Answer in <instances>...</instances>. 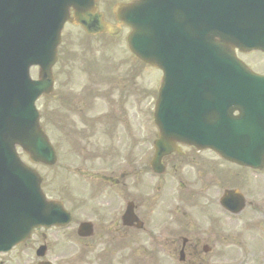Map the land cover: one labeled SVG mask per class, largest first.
Masks as SVG:
<instances>
[{
    "label": "water",
    "instance_id": "1",
    "mask_svg": "<svg viewBox=\"0 0 264 264\" xmlns=\"http://www.w3.org/2000/svg\"><path fill=\"white\" fill-rule=\"evenodd\" d=\"M198 1L190 0L188 11L187 0H175L176 6L172 9L169 0H142L124 13L123 20L135 28L130 37L133 51L165 71L157 109V123L163 137L217 150L219 147L223 150L240 148L239 140H234L238 134H232L230 128L237 125L240 132H245L257 119L264 107V94L260 93L264 92V78L253 76L241 66L233 50H264V0H200V9ZM93 2L0 0V250L7 246V224L12 207L18 222L10 226L9 231L22 224L58 222L51 213L55 209H47L44 204L38 180L21 166L14 150L16 144L30 149L27 135H32L36 141L31 149L34 155H38L43 146L34 105L52 83L50 69L56 61L60 33L69 20V10L76 11L75 21L89 32L114 31L101 23L102 18ZM169 37H175L180 45L179 59L169 57L179 56L177 51H171L174 46L169 48ZM34 65L41 67L39 82H32L29 77V69ZM235 72L240 75L233 83L229 76ZM224 89L235 103L227 105L219 101ZM174 91L183 98L192 94L187 118H175L169 113V99ZM245 95L249 99L243 102L241 98ZM172 104H177L176 99ZM235 110L243 112V116L233 118ZM214 130L221 132V138H229L227 144L208 139ZM263 143L255 136L249 146H262ZM16 178L27 180L31 186L24 196V203L28 204L26 212L31 219L21 216L23 207H17ZM19 187L22 190L21 185ZM47 217L54 222L47 221Z\"/></svg>",
    "mask_w": 264,
    "mask_h": 264
},
{
    "label": "flooded vegetation",
    "instance_id": "2",
    "mask_svg": "<svg viewBox=\"0 0 264 264\" xmlns=\"http://www.w3.org/2000/svg\"><path fill=\"white\" fill-rule=\"evenodd\" d=\"M87 89L88 88H85V91L81 90L80 82L78 78L75 77L72 88L73 93L75 94L73 99L74 106L82 111L83 109L92 106L93 103H96V105L100 106L105 113V75L102 80L101 91L96 90L94 92H90ZM140 91L141 89L137 95L138 104L133 108H137V113L134 115V121H123L122 132L124 133L128 142L134 146V148L138 150L139 155L142 156L143 150L141 142L142 138L139 106ZM99 95L101 96L99 97ZM61 99L57 98V102L60 104H62ZM123 102L124 104L122 105V110L123 113H126V100L124 97ZM130 106L131 105H129L128 108ZM128 112L131 113L132 109H128ZM187 153L188 152H186L181 158H178L175 155L168 157L165 160L167 171L162 176L152 174L151 177H145V174L147 175L148 173H144L145 169L142 167L138 169L135 176V181L132 187L135 198V213L137 214L139 221L142 222V225L140 227H136L134 230L135 234L140 240L141 245L152 250L153 264L166 263L167 260L163 259L162 257L176 254V252L179 251L178 248L183 243L184 237L196 235L192 231L181 232L179 241H175L172 223L169 222L168 218V214L170 212L167 211L172 206L173 202L174 179H181L182 177L190 176L193 173L201 174V172H206L207 174H212L213 179L210 181V186L214 188L213 192L215 196L218 198L221 196L222 173L220 169V160L219 162L215 163L210 154L194 152L187 155ZM215 157L220 159L217 156ZM102 176L105 182V171L102 172ZM210 190V188L202 189L201 193L205 192V194H207ZM143 196H146V199H144ZM200 196H202V194H200ZM148 203L149 208L147 206ZM103 213L105 219V195L103 202ZM215 233L216 232H213V234ZM150 241L152 243H150ZM201 247L202 246L199 240L188 239L185 245L186 256H199ZM194 264H205V261L202 259V255Z\"/></svg>",
    "mask_w": 264,
    "mask_h": 264
},
{
    "label": "rangeland",
    "instance_id": "3",
    "mask_svg": "<svg viewBox=\"0 0 264 264\" xmlns=\"http://www.w3.org/2000/svg\"><path fill=\"white\" fill-rule=\"evenodd\" d=\"M64 47H70L73 49H76L79 47L78 43H85L87 42V38L83 36L82 32L78 29L71 28L70 26L66 29V34L64 35ZM91 41H97V42H104L105 43V56L109 58H121L125 56V49L123 48L124 42L126 41V34H121L114 38H108V37H99V38H90ZM255 56V57H254ZM243 60L255 71L260 72L259 69H264V58L260 54H250V55H244L242 56ZM251 57V58H250ZM249 59V61L246 60ZM257 65V68L255 66ZM143 67V68H142ZM141 67V84L139 85L136 81L130 80L128 78V75L124 73L122 69H113L111 67L105 66V82H113L114 79L117 78H108L107 73H109L111 70H116L121 73V76L124 78V84H125V100L126 102L130 103L131 106L128 108L129 110L133 109L135 106V103L129 100L130 95L132 98H137L138 92L141 89V117H142V126H143V134L148 136L150 133V122L152 121V117H150V111L153 105V93L156 88V83L158 82V72L142 66ZM57 70H55V73ZM141 86V87H140ZM78 127H81L78 125ZM117 127H120L117 125ZM48 132L52 133L51 130H47ZM138 134V133H137ZM42 170V169H41ZM48 172V171H47ZM46 172V173H47ZM44 173V174H46ZM113 188V187H112ZM126 188V186H125ZM45 189L46 192H48L50 195H56V191L52 183H45ZM114 189V188H113ZM108 198L105 197V211L110 209L108 207ZM213 212V209L210 210ZM114 215V214H111ZM235 234L238 238H244L247 235V232L242 228V226H238V228L235 231ZM247 239V237H246ZM238 240L234 241V244L227 249L226 255L221 257L222 262L224 261H236V262H242L244 261L245 264H252L251 258L248 254L251 253V247L249 245H243V248L246 250L245 254H241L239 251L240 244H237ZM236 244V245H235ZM244 250V251H245ZM102 255V254H101ZM100 255V256H101ZM113 256H106L105 255V264H119L118 259L115 261H111L107 263L110 259H112ZM118 258V256H117ZM103 258L101 260H98L97 257L91 256L90 258V264H102Z\"/></svg>",
    "mask_w": 264,
    "mask_h": 264
}]
</instances>
